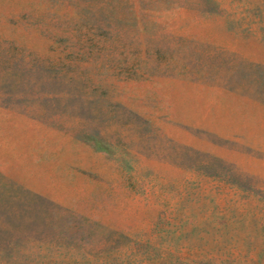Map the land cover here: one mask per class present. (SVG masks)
I'll return each mask as SVG.
<instances>
[{"label":"rangeland","instance_id":"obj_1","mask_svg":"<svg viewBox=\"0 0 264 264\" xmlns=\"http://www.w3.org/2000/svg\"><path fill=\"white\" fill-rule=\"evenodd\" d=\"M0 264H264V0H0Z\"/></svg>","mask_w":264,"mask_h":264}]
</instances>
